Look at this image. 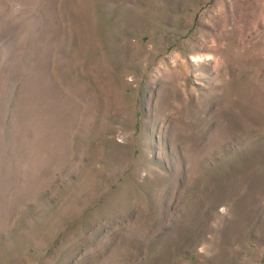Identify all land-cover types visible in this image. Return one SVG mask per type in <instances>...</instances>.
I'll list each match as a JSON object with an SVG mask.
<instances>
[{"label": "rangeland", "instance_id": "obj_1", "mask_svg": "<svg viewBox=\"0 0 264 264\" xmlns=\"http://www.w3.org/2000/svg\"><path fill=\"white\" fill-rule=\"evenodd\" d=\"M0 264H264V0H0Z\"/></svg>", "mask_w": 264, "mask_h": 264}]
</instances>
